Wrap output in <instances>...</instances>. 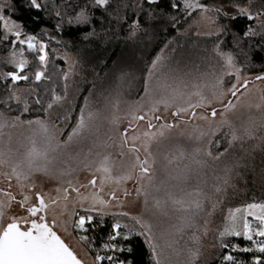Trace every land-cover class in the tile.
Masks as SVG:
<instances>
[{
	"label": "snow or ice",
	"instance_id": "6c2138e0",
	"mask_svg": "<svg viewBox=\"0 0 264 264\" xmlns=\"http://www.w3.org/2000/svg\"><path fill=\"white\" fill-rule=\"evenodd\" d=\"M254 2L227 0V6L233 9L228 12L224 10V4H209L204 0H59L58 3L56 0L50 3L49 0L43 3L41 0H27L31 9L43 11L56 19V32L62 34L68 30L77 34L83 48L74 56H69L67 51L60 55L56 49L50 52L49 43L66 47L68 44L48 30H42L40 34L28 33L22 23L0 12V44L8 46L7 55L0 56V65L12 68L0 70V83L5 86L0 90L4 93L0 97V105H3L0 109V137L5 129L27 127V135L18 139L16 148L6 144L0 146V166L6 169L0 175L9 182L7 188H0V194L6 197V202L0 200V220L4 208L13 202L18 205L20 213H14L6 223L0 224V264H86L58 234V225L64 233L71 228L90 251H95L91 264H135L131 258L122 259L121 256L133 252L130 241L137 237H143L149 249V264H195L200 255L201 237L207 235L208 225L217 209L222 207L228 189L234 188L232 176L241 166L242 157H236L233 149L239 144L249 155L254 150L264 152V111L259 116L249 114L239 124L228 117L238 107L259 111L264 106V72L244 74L254 66L255 54L264 55V0H260L256 10L252 8ZM4 8L9 13L14 10L10 5L0 4V9ZM221 18H246L249 24L242 34H238L228 24L220 23ZM253 20L256 21L254 26L251 24ZM113 21L117 31L127 25L124 29L126 43L148 33L149 29L158 31L160 25H163L165 35L169 31L177 33L175 38H170L155 51L146 64L147 72L142 77L143 93L138 102L120 100L123 82L131 75L122 69L114 78L115 87L110 85L107 89L108 96L104 95L106 89L97 90L95 76L88 80V75L96 67L106 66L111 59L103 53L115 38L109 35ZM106 23L108 27H105ZM201 24L210 26V30L193 33L192 29ZM211 26H215L214 30ZM229 32L238 52L224 50L220 37ZM40 35L46 39H40ZM187 35L215 40L209 55L216 63L209 64L211 70L199 73V82L194 80L191 85L187 79L190 74L182 70L179 61L172 63L176 39ZM245 40L247 47H244ZM28 55L33 59L29 60ZM238 57H242L243 62ZM56 59L63 60L65 66L51 63L50 67V62ZM107 80L106 74L100 83ZM21 81L33 83L19 88L17 84ZM39 83L45 85L42 92L35 86ZM88 83L92 87L85 95L83 88ZM128 84L132 86L131 80ZM253 90L258 95L255 103L250 99ZM94 96L104 97L112 109H118L121 103L125 105V115L130 119L122 132L117 127L121 118L115 112L102 116L96 108L98 100ZM78 97H83V103L78 102ZM213 104L219 107V120H216L218 109L212 107ZM12 105L22 114H31L35 108L42 115L26 120L20 115L9 117L6 112L14 110ZM160 105L164 106L165 112L171 109L174 120H166L158 114ZM198 108H210V111L198 114ZM101 119L110 125L109 132L103 137L99 132ZM197 119L207 121V127L195 124ZM138 122H145L143 131ZM189 122L192 123L191 129L187 133L182 131L181 135L186 134L189 140L195 141V146L188 150L179 143L174 144L171 154H164L162 171L167 180L156 183L160 142L168 139L166 133L173 128ZM130 131L135 134L129 135ZM64 132L67 137L61 139ZM258 132L262 134L258 135ZM8 136L11 140V132ZM248 141L255 143L244 148ZM86 142L90 144L84 152L80 146ZM154 143L156 151L152 149ZM109 147L118 150L119 159L108 151ZM230 154L232 159L228 161L225 158ZM70 161H75V166ZM81 167L91 173V179L86 184H74L72 176ZM205 169L213 173L211 183ZM34 173L59 181L55 197L40 190L33 191L34 184L25 183ZM235 174L239 175L238 172ZM134 177L142 181L136 184L135 191L143 197L146 211L163 216L175 213L174 222L167 229L156 231V224L145 219L143 214L108 211L112 207L120 208L123 199L131 195L121 185ZM13 178L20 192L19 200L10 191ZM193 180L195 184L191 183ZM64 184L67 187H63ZM106 184L114 185L107 193V199L100 195ZM81 188L89 191L81 193ZM70 190L76 193V198L69 203ZM33 197L34 202H30ZM112 201L116 203L112 204ZM54 206H59V215L67 218L58 219L53 215L49 220V212ZM108 215L126 217L131 223L122 225L117 219L111 224L107 237L94 248L88 242L87 233L97 225V217L103 223ZM222 215L223 227L217 230L218 236L214 238L220 248L231 251L222 253L221 264H264L261 255L253 254L251 260L236 256V253H252L253 249L264 254V202L253 201L230 207ZM186 235L192 246L189 247L186 241L180 247V238ZM228 237H243L251 242V247L229 242L225 239Z\"/></svg>",
	"mask_w": 264,
	"mask_h": 264
},
{
	"label": "rangeland",
	"instance_id": "374dc122",
	"mask_svg": "<svg viewBox=\"0 0 264 264\" xmlns=\"http://www.w3.org/2000/svg\"><path fill=\"white\" fill-rule=\"evenodd\" d=\"M213 2L224 4L225 5L224 10L225 11H228V12L233 11L232 8L227 6L226 0H211L208 3L211 4ZM0 4L8 5V0H0ZM4 9H0V12H2V14H3ZM193 19H195V17H193ZM229 21L232 22V20H229ZM189 23H191V20H189ZM214 27L215 26H211V30H214ZM182 30L183 29L181 28V31ZM197 30L207 31V30H210V26H207L205 24H201L199 26V28L194 27L192 29V32L194 33ZM57 39H62L63 41H65L63 38H60V37H57ZM178 39H179L178 40L179 41L178 46L180 48H182L180 50H184L183 52H185V50L188 49L189 50L188 52L191 51L192 57L190 59H186V60L183 59L181 61L177 57V55L175 54V56L173 57L172 63L175 64L177 61H179V64H180V67L182 68V70L190 74L189 77H187V79L189 81V85H191V83L194 82V80H195V82H199V73H203L205 71H210L211 69L209 68V64H215L216 63L215 58L209 55L211 48H212V45H213L212 39H208L206 37H196L194 35L180 36ZM210 43H211V47L209 45ZM174 45H176V42ZM200 47H202V48H200ZM52 49H56L57 52L60 53V55H63L65 51L68 52L69 56L75 55V52L72 50H69L68 46L66 47L65 45H58V44L49 45V51L50 52ZM183 52L181 54H183ZM5 55H7V53H5L3 56H5ZM58 60H60V59H58ZM60 62L61 63H59V66L64 67L65 65H64L63 60H60ZM0 70H12V68L11 67L5 68L3 65H0ZM116 70H118V69H116ZM146 72H147V69H146ZM146 72H145V74H146ZM262 72H264V71H262ZM258 73H260V72H258ZM258 73H244V74L245 75H256ZM228 83H230V81ZM29 84H32V83H30V82L25 83V82L21 81V82H18L17 87L26 88V87H28ZM115 84H116L115 80H113L112 82L109 81V85H111V87H114ZM226 86H227V84H226ZM91 87H92V85H90L88 88H91ZM109 88H110V86H109ZM101 89H103L102 85L100 86L99 90H101ZM97 90H98V88H97ZM142 93H143V87H142V91L140 94H142ZM86 94L87 93H85V95ZM140 94L137 97L132 98V99L121 94L120 100L122 102H128V103L138 102L141 99ZM205 94L206 95L208 94L207 89H205ZM104 95L105 96L109 95V91H107V89H106ZM93 98L98 100V103L96 104V108H98L101 111L102 116H108V115H111L112 112H115V115H117L121 118L119 120L117 127H118V131L122 132L124 130V127L127 125L128 120L130 119L129 116L125 115V112H124L125 105L123 103H121V105L118 109H112L110 106H107L104 97L97 98L94 96ZM77 99H78V102L83 103V97H78ZM250 99L252 100L253 103L258 102V95L255 92V90H253L250 93ZM212 107H217L218 110H217L216 120H219L220 116H219L218 105L213 104ZM208 111H210V108H208V109L198 108L197 109L198 114H207ZM262 111H264V106H262V109L259 111L256 109L245 110L243 108L238 107L237 111L235 113L230 112L228 114V117H229V119L233 120L236 124H239L240 121L247 118V116L249 114L259 116ZM170 113H171V109H169L167 112H165L164 106L163 105L159 106L158 114H162L166 120H174V118L171 116ZM6 115L9 117L20 115L22 120L33 118V116L22 115L21 113H16V114L6 113ZM39 115H42V114H39ZM237 117H239V119H237ZM138 124H139L140 130L143 131L145 122H138ZM195 124L203 126V127H207V121L197 119L195 121ZM191 127H192L191 122L182 123V124H180V126L178 128H173L170 132L166 133V135L168 136V139L162 140L160 142V144H159L160 155L158 157V163L156 165V175H155L156 183H159L161 180H167V177L165 176L164 172L162 171V165L165 162L164 161V154L168 153L170 155L172 146L174 144L179 143L180 145H183L188 150H190L192 147L195 146V141L189 140L187 138L186 134L181 135L182 131L187 133V131H189L191 129ZM109 128H110V125L106 120L101 119L99 121V132H100L101 137H103L105 133L109 132ZM8 132H11V140H9ZM134 134L135 133L131 132V131L129 133V135H134ZM22 135H27V127L26 126L22 125L18 128L5 129L4 135L2 137H0V146H4L6 144L8 147L16 148L18 146L17 141H18V139L22 138ZM66 137H67V132L62 133L60 136L61 139H65ZM218 138H220V137H218ZM137 143H139V141H137ZM89 144H90V142H86L84 145H82L80 147L83 149L84 152H87ZM152 149H153V151L157 150V145L155 143L152 145ZM108 151L111 152V154L114 157H116V159L120 158L118 150L115 147H109ZM140 155H141V158L143 159V156H144L143 151H141ZM227 158L228 157H226L225 159L227 160ZM70 163L73 166H75V161H70ZM5 170H6L5 168L0 166V173L4 172ZM204 172H205V175L208 177L209 183H211L213 173L208 169H205ZM258 174L263 175L264 174L263 170L259 171ZM72 179H73L74 184H86L87 181L89 179H91V173H89L88 171H86L85 169H83L81 167L78 169V171L76 173L73 174ZM8 183L9 182L7 180H5L2 175H0V188H7ZM25 183L34 184L35 187H34L33 191L40 190V191H43L44 193H47L49 196H52V197H55L57 195L55 188L59 185V181L55 180V179H48L47 177L43 176L41 173H34L29 178V180L26 181ZM137 183H142V181H139V180L135 179V177H134L133 180H130V181L126 182L125 184L121 185V188H127L131 192V195H129L123 199L122 206L120 208L112 207V208H109L108 211L109 212L127 211L131 215L143 214L145 219H149L154 224H156V226H157L155 229L156 231H162V230L167 229L168 226L174 222L175 213L170 212V214L168 216H163V215H153L150 211H146L145 206H144L143 197L138 196L136 194V191H135ZM172 183H175V182L172 181ZM191 183L195 184L196 181L193 180ZM11 184H12V188L10 189V191H12L13 194L16 196V199L19 200L21 197H20L19 189L16 186L15 178L12 179ZM63 187H67V185L64 184ZM97 187H99V181H97ZM112 187H114V185L106 184L104 186L102 192L100 193V195L103 198L107 199V193L111 191ZM80 191H81V193L86 194L89 191V189L81 188ZM162 194L163 193H161V195ZM74 198H76V193H72L70 190L69 191V203ZM229 198H230V195L227 194V198L222 203V207L217 209V211L214 213V215L212 217V222L208 225L207 235L201 237L200 255L198 256L197 260L195 261V264H207L218 253L220 247L218 246L217 240L214 237L218 236L217 230L222 229V227H223V223H222L223 215L222 214H226L230 207L240 206V205L230 206L231 201L229 200ZM0 200H3L6 202V197H4L2 194H0ZM30 202H34V197H33L32 201H30ZM111 203L115 204L116 202L112 201ZM60 211H61V209L59 206L52 207L50 212H49V217H48L49 220L52 219L53 215H56L58 219H66L67 218L66 216H60L59 215ZM14 213L20 214L19 210H18V205L15 202H13L10 205H7L4 208L3 219L0 220V224L6 223L8 221V219ZM200 223L202 224L203 221L201 220ZM56 230H57L58 234H60L62 236V238L65 239L66 243H68L70 246H72L75 249V251L78 253V255L85 260L86 264H91L94 255L90 254V252H89L88 248L85 246L84 242H81L79 240L78 235L71 228H69L68 233H64L63 228L58 225ZM238 238L243 239V237H228V240H229V242H232V243H238L237 242ZM186 241H187V235L180 238L179 246L183 247ZM248 242H250V241H248ZM187 243H188L189 247L192 246L191 241H187ZM117 246L118 247L120 246V244L118 242H117ZM246 246L251 247V242L249 244H246ZM226 251H231V250L226 249ZM252 254L261 255L262 259H264V254L256 252L255 249H253ZM169 255H170V253H169ZM236 256H237V258H241L239 253H236ZM171 259L175 260L176 258L171 257ZM181 259H183V257H181ZM218 264H221V260H219Z\"/></svg>",
	"mask_w": 264,
	"mask_h": 264
},
{
	"label": "trees",
	"instance_id": "16d2710c",
	"mask_svg": "<svg viewBox=\"0 0 264 264\" xmlns=\"http://www.w3.org/2000/svg\"><path fill=\"white\" fill-rule=\"evenodd\" d=\"M211 0H204V2L208 3ZM227 1V0H226ZM43 3L44 0H41ZM51 0H49V3ZM58 3L59 0H56ZM247 2V0H245ZM8 5H10L14 10L9 13L7 11V8L4 9L3 14L4 15H11L12 19L22 23L24 25L25 31L28 33H36L40 34L42 30H48L52 35H55L57 37L63 38L68 43L69 50H72L77 52L78 49H82L83 45L81 44L80 40L77 37V34L65 30L62 34L59 32H56L54 30V25L56 24V19L54 17H49L47 13L43 11H38L31 9L27 5V0H8ZM164 6V5H161ZM260 6V0H255V2L252 5L253 10H256ZM97 15H99V12H97ZM220 23H226L228 24L229 28L232 31L237 32L238 34H242L244 28L246 25L249 24V21L246 18H238L235 20H232L230 22L229 20H224L221 18ZM251 24L254 26L256 24V21H251ZM105 27H108V24H105ZM127 28V25H122L120 30L117 31L115 22L112 23V32L109 33L110 36L115 37L111 43L108 44L107 49L104 51L105 56H110L111 59H108L106 66L96 67L94 72H91L88 75V80L91 81L93 77H96L97 80V88L98 91L100 86L102 85L103 89H109V81L115 80V77L119 76V70L122 69L125 72L130 73V77H128L121 87V94L124 96H127L129 98H135L137 97L143 87V79L142 77L145 75L146 72V64L150 62V60L153 58L155 51H157L159 48L164 46V43L169 40L170 38H175L177 36L176 32L169 31L167 35H165L163 25L159 26L158 31H152L149 29L148 33L138 35L135 40L128 41L127 43L124 40V37L127 36V32L124 31V29ZM40 39H46L43 35H40ZM220 39L223 42L224 50L228 51L231 50L233 52H238V49H236L232 44V35L231 32H229L226 36L220 37ZM179 39H176V45H173V47L176 48V55L177 57L182 61L183 59H190L191 51L186 49L180 50L178 46ZM215 43V40L212 39V44ZM56 44L54 42L49 43V45ZM211 47V43L209 44ZM244 47H247V40L244 42ZM202 48V47H200ZM201 50V49H200ZM8 51V46L0 44V56H3ZM183 52V54H181ZM179 55V56H178ZM176 57V58H177ZM27 58L29 60H32L33 57L31 55H28ZM178 59V60H179ZM241 62H243L242 57H238ZM119 61V63H117ZM51 63L58 64L61 63L60 60L56 59L50 62ZM253 67H250L248 71L245 73H258L264 71V55L257 53L253 57ZM118 69V70H116ZM31 70V69H30ZM99 74L98 76L96 74ZM108 77V80L101 84L100 81L106 76ZM134 78V79H133ZM113 79V80H112ZM131 80L132 86L129 87L128 81ZM30 83H33L32 81H29ZM92 85L91 83L87 84V87H84V93H87L88 87ZM38 91L43 90L45 85L43 83L35 84ZM4 84L0 83V90L4 88ZM115 87V86H114ZM4 95L3 91H0V97ZM80 103V102H79ZM15 105H12V108L14 110L8 111L6 113L10 114H16L20 113L19 111L15 110ZM3 108V105H0V109ZM78 110V108H77ZM22 114V113H21ZM42 114L40 112H37L35 108H33V111L31 114H22V115H30L35 116ZM258 135L262 133H257ZM218 138V137H217ZM251 143H255V141H248L245 142L243 145L244 148H247L250 146ZM223 150L222 148L220 149ZM233 152L236 157H242L241 160V166L236 168L231 183L234 185V188H229L227 194L230 195L229 200L231 201L230 206H236V205H242L249 202H264V174L260 175L258 174L259 171L263 170L264 172V152H261L259 150H254L251 152V154H246L242 147L238 144L233 149ZM215 154V151L213 152ZM232 156L227 158L228 161H231ZM238 172L239 175H236L235 173ZM117 219L120 220V223L123 225L124 223H131L127 220L126 217H113L111 215L105 216L103 223L99 222V218L97 217V225L94 227V229H90L87 235L89 236V243H92L94 248L99 247V244L102 242L103 238L107 237L111 224L115 222ZM83 234V233H82ZM227 241L228 238H225ZM117 242L120 244V240H117ZM237 242L240 245H246L250 242L243 240L242 238H238ZM85 244V243H84ZM131 246L133 247V252L131 254L124 253L121 258L122 259H129L131 258L134 260L135 264H149V249L144 243L143 237H137L136 239H133L130 241ZM87 247V244H85ZM88 248V247H87ZM89 250V249H88ZM226 251V249L220 248L218 253L214 256L213 259H211L207 264H218L220 257L222 256V253ZM90 254L95 255V251H90ZM103 254V253H102ZM241 258L245 260H251L252 253H246V254H240ZM257 255V254H256ZM106 264V262H105Z\"/></svg>",
	"mask_w": 264,
	"mask_h": 264
}]
</instances>
